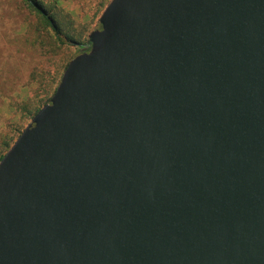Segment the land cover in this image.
<instances>
[{"label": "water", "instance_id": "95a60500", "mask_svg": "<svg viewBox=\"0 0 264 264\" xmlns=\"http://www.w3.org/2000/svg\"><path fill=\"white\" fill-rule=\"evenodd\" d=\"M0 162V264H264V0H112Z\"/></svg>", "mask_w": 264, "mask_h": 264}, {"label": "trees", "instance_id": "16d2710c", "mask_svg": "<svg viewBox=\"0 0 264 264\" xmlns=\"http://www.w3.org/2000/svg\"><path fill=\"white\" fill-rule=\"evenodd\" d=\"M19 2L22 9L29 14L31 20L28 22L23 21L24 24L28 25L26 35L24 33L22 37L17 36L15 39L18 47V61H21L19 58L22 50H28L30 53L41 56H45L48 52L54 53L55 50L62 48H73L75 50L73 55L67 57L63 64L54 69V73H50V81H47L46 84H44L45 77L40 81L35 78V75L40 72L36 67L40 64H34L33 62L35 59H29L31 63L36 65H33V67L22 65L18 66L16 71L14 68L8 70L2 67L0 69L1 105L6 108L9 106V111L21 114L22 121L29 122L51 101L71 61L89 51V35L94 29L89 24L77 23L69 14L64 12L59 0L49 2L45 0H20ZM108 5L100 11V18ZM21 24H18V26ZM27 81L29 86L39 82H41V86L36 90V93L33 92L35 94L32 97H28L25 101L13 100L12 96L18 92L21 84H26ZM40 89H43L41 95L38 94ZM7 100L11 103H7ZM25 129V126L19 125L10 128L6 134H0V162Z\"/></svg>", "mask_w": 264, "mask_h": 264}, {"label": "rangeland", "instance_id": "374dc122", "mask_svg": "<svg viewBox=\"0 0 264 264\" xmlns=\"http://www.w3.org/2000/svg\"><path fill=\"white\" fill-rule=\"evenodd\" d=\"M20 0H0V69L2 67L11 70H17L18 66L33 67L34 64H40L38 70L40 71L35 78L39 81L45 77L44 84L50 81V73H54V69L58 65L63 64L66 58L75 53L73 48H62L55 50L54 53L48 52L45 56L30 53L28 50H22L21 61L17 60L18 47L16 45V37H22L28 27L23 21H30L29 14L22 9ZM47 2L51 0H45ZM112 0H59L61 8L65 13L69 14L77 23L83 25H91L95 30L99 27L100 11L108 5ZM22 23V24H21ZM18 24H21L18 26ZM93 30V31H94ZM29 59H35L33 63ZM23 61V62H22ZM28 62H30L28 64ZM41 82L30 85L28 81L26 84H21L16 94L12 96L15 101H25L28 97H32L36 90L39 89ZM40 89L38 94L41 95ZM35 93L33 94V92ZM7 103H11L7 100ZM9 108V106H8ZM8 108L3 107L0 103V134L8 133L10 128L15 126H25V128L32 122H23L21 114H16L9 111Z\"/></svg>", "mask_w": 264, "mask_h": 264}]
</instances>
